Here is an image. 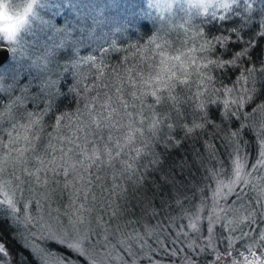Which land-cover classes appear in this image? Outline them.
Masks as SVG:
<instances>
[{
  "label": "snow or ice",
  "instance_id": "6c2138e0",
  "mask_svg": "<svg viewBox=\"0 0 264 264\" xmlns=\"http://www.w3.org/2000/svg\"><path fill=\"white\" fill-rule=\"evenodd\" d=\"M175 2L179 3L180 10L186 16L185 24L192 30L184 46L194 45L189 52L195 68L189 71L184 63L171 64L170 73L165 79L159 73L147 76L141 74L156 64L155 58L150 63L146 60L140 70L129 67V83L132 89L140 92L137 95L136 90L129 89L133 101L124 98L127 93L123 89H117L120 95L114 100L106 91L101 95V90L95 84L82 87L81 79L74 69L82 63L88 64L99 73L96 78L106 83L105 73L109 68L115 71L129 63V57L125 55L120 64L111 65L113 54L135 50L134 56L139 57L146 48L147 52L153 53V57H159L161 65L169 59L180 61L182 56L185 60L189 59L182 51L180 55L167 56L158 43L159 33L165 27L159 10L170 12L172 3L169 0H148L149 7L157 13L155 23L151 28L147 23L142 24L145 34L137 43L109 39L106 35L107 46L98 45L95 48H92L97 39L94 26L98 25L99 16L87 0H30L23 12L11 15V5L0 4V8L5 10L6 20L0 24V65L6 59H14L10 68L0 70V108L14 112L19 119H27L33 124L36 121L31 118L37 115L41 123L53 120L54 125L45 124L46 127H53L69 118V112L61 110V105L67 101L68 107L75 109L73 114L84 117L86 125L83 130H87L89 124H95L99 130L87 132V147L79 153V156L84 157V160H80L81 165L88 160L91 161L89 169L113 171L114 180H123L132 189L142 216L151 209V218L157 217L156 201L159 198L160 215H168L174 223L179 219L182 225L176 233V240L170 241V248L165 246L169 242L167 236L164 241L157 237V247H153L145 244L143 238L137 235L139 246L131 239L127 243L117 244L114 247L119 248V254L114 257L107 234L101 241L98 230L95 231V239L91 227L86 232L82 230V215H69L66 223L53 227L42 218L33 216L30 209L34 201L29 199L24 202L23 182L16 185L19 199L4 183L0 207H7L13 222L23 218L26 230L47 233L42 238L63 249L53 252L27 245L31 251L22 260L13 257L8 264H48L49 259H54L56 264H81V257L87 264H113L114 261H118V264H164L165 260L168 264H264V227H252L253 224L264 225V206L255 212L247 209V225L244 226L228 220L235 209L227 202L219 213H207L195 206V193L200 186L211 183L214 177L218 180L222 176L236 177L235 181H230L229 190L239 201V193L231 185L247 182L245 164L252 151L257 153V164L252 167H264V102L254 105L257 98L254 74L264 81V0ZM37 8L44 10V16L37 15ZM30 18L40 21L42 27L39 34L29 33ZM197 19L199 22L193 23ZM22 33H28L31 38L23 40ZM124 44H128V47L124 48ZM154 44L155 49L152 48ZM229 77H235L232 87L225 84V79ZM242 82L250 86L245 89ZM237 85L242 88V98H238L239 94L234 95ZM202 88L204 91H201ZM180 96H183V102L179 101ZM224 96H233V99L229 101L223 99ZM101 100L105 111L110 102L115 104L116 100L119 101L108 112V117L115 113L119 119L106 124L101 121L108 117H102L101 121L96 119L99 113L94 105ZM121 109L125 111L122 113ZM137 114L141 121L133 130V135L127 136L126 143L121 144L116 136V125L125 118L135 120ZM145 125H148L149 132L147 143L138 136ZM104 128L108 129L106 138ZM16 131L17 124L13 123L7 132L9 141L4 144L5 148H10L19 139V136L13 139ZM88 136L95 138L89 140ZM208 136H211V140L204 139ZM217 138L219 144L213 146ZM23 139L28 147L19 149L20 155L23 156L29 149L35 155L39 147L33 142L35 137L30 140L25 135ZM201 141L205 146V154L193 150L191 163L183 157L178 163H170V154L156 151V148L163 146L165 153L169 147L179 152L189 142L194 146ZM136 143L142 144L144 151L137 148ZM36 159L41 167H37L35 172L25 169L29 177L28 184H31L33 177L39 183L41 177L38 173L41 172L46 174L51 171L54 178L59 177L57 167H47L40 156H36ZM54 160L53 157L47 163L54 164ZM193 168L197 172L202 169V174L194 176ZM69 174L65 168V177ZM94 179L99 184L101 177L96 175ZM16 181H20V177H15L13 183ZM28 191L31 189L28 188ZM206 191L205 187L201 195H206ZM190 192L193 193L192 197L188 195ZM136 193H140V196L136 197ZM113 194L117 198H127V193L123 192L119 183L114 185ZM204 203L201 201V204ZM219 207L218 203L214 204V208ZM172 213L179 215L174 218ZM185 219L189 220L188 224H183ZM244 227L248 231H244ZM237 232L239 235H236ZM237 240L244 245L247 255L240 253ZM177 241L181 245L179 248L175 246ZM161 251L163 256L160 255ZM11 255L7 243L0 239V261Z\"/></svg>",
  "mask_w": 264,
  "mask_h": 264
},
{
  "label": "trees",
  "instance_id": "16d2710c",
  "mask_svg": "<svg viewBox=\"0 0 264 264\" xmlns=\"http://www.w3.org/2000/svg\"><path fill=\"white\" fill-rule=\"evenodd\" d=\"M90 1V0H89ZM95 5H101L100 2H103L105 6V0H91ZM134 4L140 10H143L144 1L143 0H134ZM134 6V5H133ZM134 6V7H135ZM107 7V6H105ZM107 10V8H106ZM104 14H98L99 23L94 26V36L97 37L96 43L92 45V48L97 47L98 45L105 44V36L109 39L124 40L129 43H137L140 38L144 36V29L142 28L143 23H147L149 27H153L155 23V17L146 18L141 14L132 16L129 19H120L113 15L112 13H107L104 11ZM186 17L183 15H171L170 17L163 18L165 27L159 33L158 43L163 48L167 56L180 55L181 51L189 56V59L185 60L184 57H181L180 61H175L169 59L166 64H159V57H153V53L147 52L145 48L141 52L139 57L134 56L133 52L113 54V57L110 61L111 65H118L123 61L125 55L129 57V63L124 65L123 69L117 68L113 71L111 68L105 73L106 83H101L96 77L99 76V73L95 69L90 68L88 64H80L78 68L74 71L78 74L81 79V86H92L93 84L97 85L101 90V95L103 92H108L109 96H112L113 99L120 95L117 93V89H123L127 93L124 98L133 101L134 98L130 95L129 89H132V85L129 83L127 70L129 67H135L137 70H140L144 67V63L147 60L149 63L153 58L156 59V64L151 68L143 71L141 74L144 76L155 75L159 73L165 79L170 73L171 64H181L184 63L185 67L189 71L195 68V64L190 59L189 49L194 47L193 44H188L184 46L185 42L189 39V36L192 34L191 28L185 24ZM199 20H194L193 23H198ZM181 25H184L181 27ZM159 27V22L158 25ZM156 33H154L155 35ZM145 45L147 40L144 41ZM124 48L128 47V44L122 45ZM143 47V46H142ZM152 48L155 49V44L152 45ZM87 55V53H85ZM259 71V70H257ZM195 76V73L193 74ZM235 77H229L225 79V84L227 87H232V81ZM255 79V88L257 90V98L254 102L255 104H260L264 102V81L261 78L254 74ZM238 86L236 87V92L234 95L242 94L238 91ZM250 86V85H248ZM137 91V95L140 94L138 89H132ZM195 91V89H193ZM201 91H204L202 88ZM233 96H224L223 99L229 101L232 100ZM179 101L183 102V96L179 97ZM119 101L116 100L115 104L110 102V106L107 108V111L104 110L103 100L100 103L94 105L96 111L99 115L96 116L98 121H101L102 117H108V112L111 111V107L116 106ZM138 103V101H137ZM179 106V104H177ZM62 111L69 112V118L66 119L61 125L46 127V125H54L53 120H45L44 123H41L39 116H33L32 121L36 123H30L27 119L21 120L20 123L23 125H30V128L27 131V136L32 140L33 137L34 143L39 145L36 149L35 155H33L31 149L28 152L24 153L23 163V172L20 175H27L25 169L32 171L36 167H41L39 161L36 159V156L42 157L47 167H57L59 171V177L54 178L51 171L48 173H38L41 179L37 183L35 178H32V184L35 192L25 190L24 202H27L30 198H33L32 201L33 207H31V213L37 218H41L44 211L50 212V222L53 223L54 227L58 226L61 223H66L68 216H80L84 218V225L82 228L93 229V238L95 239V231L100 232L99 239L104 240L105 234L109 236V247H114L117 244V240H123V243H127L130 238L133 239V243H136L139 246L138 241L136 240L137 235L143 238L145 244H150L153 247H157L156 238L158 237L161 241L165 240L167 236L169 242L166 243V247H171V240H176V233L179 232L182 228L181 222L179 219L175 220V223L172 219H169L168 215H160L159 198H157V217L151 218V209L147 215H141L140 205L137 203V200L133 198V191L127 183H124L123 180H114L113 171H98L95 168L89 169L91 161L85 160L84 165L82 166L80 160H84L83 156H79L80 150L86 148L85 137L88 131H99L96 129L95 124H89L87 130L85 129L86 122L83 116H77L74 113V107H68V102L65 101L64 105H61ZM122 113L123 109L120 110ZM114 119H119L116 117L115 113L111 117H108L107 120L101 121L102 123H109ZM141 121L140 115L135 116V120L131 118H125L121 120L119 124L116 125L117 132L116 136L119 139L121 144L126 143L127 136L133 135V130L137 128L139 122ZM105 133V138L108 132L107 128L103 129ZM23 135V137L25 136ZM149 135L148 125H145L144 129L138 133V136L141 140H144L147 143V137ZM94 136H88L87 139L92 140ZM21 139V136H20ZM204 139L211 140V136H208ZM136 136H134V142ZM20 142V147L23 149L28 147L27 142L22 138ZM219 144V139L217 138L213 142V146ZM51 145V146H49ZM136 147L140 148L141 151H144L143 145L136 143ZM153 147H155L153 145ZM204 144L203 141L196 143L194 146L191 142L186 144L184 148L180 149L179 152L173 150L171 147L168 148L167 153L163 146L156 148V151L168 155L169 162L173 161L179 162L180 159L186 158L189 163L193 159V150L199 151L202 154L204 153ZM71 149V151H70ZM89 154L91 149H88ZM255 151H252L249 154V157L252 159L254 157ZM79 156V159L77 157ZM53 157L55 158L54 164H48V161H52ZM198 166V165H197ZM67 168L70 173L69 176L65 177L64 169ZM75 169V171H73ZM89 169V170H86ZM197 172L195 168L192 169L194 176L199 177L202 174ZM90 174L92 176V183L89 184ZM99 175L101 180L97 184L94 177ZM118 177V173L116 174ZM28 180L29 178H23ZM47 179V182L45 180ZM222 179H227V177H220L218 180L214 177L211 183L202 184L200 189L195 193L197 199L195 201V206L197 209L200 207H206L207 203L210 202V194L212 190L215 189L217 183L222 181ZM68 184V187L65 188V184ZM119 183L123 192L127 193V198L121 196L117 198V195L113 194L114 185ZM207 189L206 195H201V191ZM32 190V189H31ZM85 194H87V199H85ZM136 197L140 196V193L135 194ZM150 196L151 193H148ZM189 197H192L193 193H188ZM73 200L75 203H73ZM201 201H205L204 204H201ZM247 200L244 199L243 202ZM248 204V203H247ZM83 206V207H81ZM240 208H247L246 203L244 206H239ZM239 208V209H240ZM167 212V209L164 210ZM117 213V215H113ZM179 214L172 213V216L175 218ZM189 220L185 219L183 224H188ZM25 225V224H24ZM177 225H180L178 227ZM171 229L169 232L168 230ZM15 223L12 221L11 216L0 207V239H3L9 250L12 252L11 256H6L3 261H0V264H8L9 261L16 257L18 260H22L25 255H27L30 250L24 246L22 237L20 235V240L16 235ZM227 232V231H226ZM121 244V243H120ZM44 246L47 247L50 251H63L58 244H55L51 241H46ZM179 248L181 245L177 241L176 245ZM160 255L163 256V251L160 252ZM81 264H87V261L82 257L80 258ZM35 264V262H33Z\"/></svg>",
  "mask_w": 264,
  "mask_h": 264
},
{
  "label": "rangeland",
  "instance_id": "374dc122",
  "mask_svg": "<svg viewBox=\"0 0 264 264\" xmlns=\"http://www.w3.org/2000/svg\"><path fill=\"white\" fill-rule=\"evenodd\" d=\"M143 1H144L143 2L144 6L142 11L140 10V8L136 7L137 5L135 6L134 0H105V3H107L105 4V6L107 7L103 5L102 1L100 2L101 5H95L91 0L90 1L87 0V3L90 4L97 11L98 14H104L105 13L104 11H106L107 13H112L113 15L115 14V16L119 18V20L129 19L137 14L143 15L147 19L151 17H155L157 13L153 8L149 7L148 0H143ZM3 2L5 4L11 5V11L9 12V15H11L12 13L23 12L24 7L26 6L27 3L30 2V0H3ZM169 2L172 3V10L170 12L164 11L163 9L159 10V15L161 16L162 19L170 17L171 15L185 16V13L180 10L179 3L175 2V0H169ZM36 11L38 16H44L43 9L37 8ZM4 18H5L4 14L0 13V24L4 23L3 21ZM41 27L42 25L38 19H31L29 33L39 34ZM21 36L23 40H28L31 38L28 33H22ZM13 62H14L13 58L7 59L3 63V65L0 66V70L10 68ZM242 84H243V88L245 89L249 87L248 86L249 84L247 82H242ZM238 91L243 95L242 88L240 85L238 86ZM242 95L238 96V98H242ZM241 111H243V109H241ZM20 121L21 119H19L17 114H15L14 112H9L7 109L0 108V200H3L2 191H3L4 183L8 184L9 190L15 192V195L18 199L20 197V193L16 191V185L20 184L21 182H23L25 186V190L28 191V188H30L32 189L31 190L32 193L36 191L34 190L35 186H33L32 182L31 184L27 183L29 179L28 180L23 179V178H29L28 175H20L24 173L23 172L24 167L22 163L24 155L21 156L20 152L18 151L19 149H22L20 147V142H22L21 139L23 138V135L27 134V131L30 128L32 129V126L24 125L25 127L28 128V130L25 131V127H20V125H23L20 123ZM13 123L17 124V131L13 133V139H15L17 136H19V139L15 140L14 145H12L10 148H5L4 144H7L9 141L7 132L11 130ZM256 164H257V153L255 152L254 157L252 159L249 157L248 162L245 164V172L247 173L246 175L247 182L245 183L238 182L231 185V187L234 188L236 192L239 193L240 196L239 201L237 200L236 195L230 192L229 190L230 181L236 180V177L234 175H231L227 177V179H222V181L217 183V186L215 187L214 190H212L210 194L209 204L207 203L206 207L204 208L200 207L199 209H204L206 210L207 213H211L213 211L219 213L221 211V208L225 206V202H227L229 206L235 209V211L228 216V220H232L236 224H239L241 226L247 225V220H245V217L248 215L247 209H252L253 212H255L256 209H260L262 206H264V167H260L259 169L252 167V165H256ZM36 168L33 169L31 172H35ZM15 177H20V181H16L14 184L13 181L15 180ZM30 199L32 200L33 198ZM244 199H246L247 201L243 202ZM216 203L220 205L219 208H214V204ZM244 203H246L247 208L244 207L240 208L239 206H244ZM1 208L4 209L10 215L9 210L7 209L6 206ZM26 214H27V210H25V215ZM49 216H50V212L44 211L42 213L41 218L43 219L44 222L51 223L53 225V223L50 222ZM252 227L255 229L258 227H264V225L253 224ZM15 229H16L15 230L16 235L19 238V240L21 235L24 246L27 247V245H35L38 248L48 249L47 247L44 246V243H46V241L48 240L42 238V235L46 237L47 233H43V234L39 232L33 233L30 230H26L23 222V218L15 222ZM82 230L86 232L88 228H82ZM244 231H248V228L244 227ZM236 235H239V232H237ZM131 240L133 241V239ZM123 242H124L123 240H117V244ZM236 243L239 246L240 253L247 255V253L245 252V247L244 245L241 244V241L237 240ZM109 248H111L112 255L114 257L119 254V248L117 247H109ZM28 249L31 251L30 248ZM240 259L242 260L243 256H241ZM48 264H56V261L54 259H49ZM113 264H118V261H114ZM164 264H168V261L165 260Z\"/></svg>",
  "mask_w": 264,
  "mask_h": 264
},
{
  "label": "clouds",
  "instance_id": "9594fccd",
  "mask_svg": "<svg viewBox=\"0 0 264 264\" xmlns=\"http://www.w3.org/2000/svg\"><path fill=\"white\" fill-rule=\"evenodd\" d=\"M0 4H5V3L3 2V0H0ZM0 13H3L5 17V10L3 8H0ZM3 21L6 22L5 18Z\"/></svg>",
  "mask_w": 264,
  "mask_h": 264
},
{
  "label": "water",
  "instance_id": "95a60500",
  "mask_svg": "<svg viewBox=\"0 0 264 264\" xmlns=\"http://www.w3.org/2000/svg\"><path fill=\"white\" fill-rule=\"evenodd\" d=\"M6 60H7V59H6ZM6 60H5V61H6ZM5 61H4V62H5Z\"/></svg>",
  "mask_w": 264,
  "mask_h": 264
}]
</instances>
